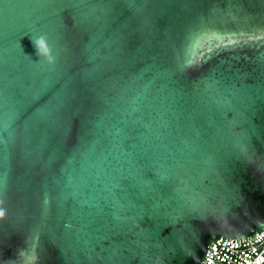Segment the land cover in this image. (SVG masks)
<instances>
[{
	"label": "water",
	"instance_id": "obj_1",
	"mask_svg": "<svg viewBox=\"0 0 264 264\" xmlns=\"http://www.w3.org/2000/svg\"><path fill=\"white\" fill-rule=\"evenodd\" d=\"M253 35L264 0H0V264H202L260 235Z\"/></svg>",
	"mask_w": 264,
	"mask_h": 264
},
{
	"label": "built area",
	"instance_id": "obj_2",
	"mask_svg": "<svg viewBox=\"0 0 264 264\" xmlns=\"http://www.w3.org/2000/svg\"><path fill=\"white\" fill-rule=\"evenodd\" d=\"M264 230V229H263ZM255 233L254 238L228 240L220 238L213 242L207 253L206 261L202 264H264V231ZM235 240V242H232ZM245 240V241H244ZM213 248L215 251H213ZM211 249V250H210Z\"/></svg>",
	"mask_w": 264,
	"mask_h": 264
},
{
	"label": "snow or ice",
	"instance_id": "obj_3",
	"mask_svg": "<svg viewBox=\"0 0 264 264\" xmlns=\"http://www.w3.org/2000/svg\"><path fill=\"white\" fill-rule=\"evenodd\" d=\"M261 38H264V37H257L255 35L251 36L249 39H261ZM261 168L264 169V162L261 163ZM3 215V211L0 210V216ZM261 228H264V225L260 226ZM213 251H215V249L213 248ZM208 264H212V261L211 260H208Z\"/></svg>",
	"mask_w": 264,
	"mask_h": 264
},
{
	"label": "clouds",
	"instance_id": "obj_4",
	"mask_svg": "<svg viewBox=\"0 0 264 264\" xmlns=\"http://www.w3.org/2000/svg\"><path fill=\"white\" fill-rule=\"evenodd\" d=\"M39 43H40L41 47H43V44H44L43 39H41V40L39 41ZM49 62H51V58H50Z\"/></svg>",
	"mask_w": 264,
	"mask_h": 264
}]
</instances>
